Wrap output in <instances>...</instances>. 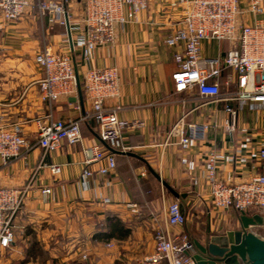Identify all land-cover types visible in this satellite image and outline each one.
<instances>
[{
    "label": "crops",
    "instance_id": "crops-1",
    "mask_svg": "<svg viewBox=\"0 0 264 264\" xmlns=\"http://www.w3.org/2000/svg\"><path fill=\"white\" fill-rule=\"evenodd\" d=\"M28 1L17 20L9 21L0 12L2 122L26 121L23 135L34 140L38 120L46 115L82 119L84 140L74 145L65 140L49 154L41 147L23 150L8 163L0 157V183L24 189V202L14 218L15 241L0 248V264H127L153 252L158 227L172 235L183 232L196 238L192 235L198 233L206 239L209 230L222 234L235 229L236 210L212 205L207 156L216 152L217 178L226 183L264 174V160L257 157L264 147V102L227 100L235 95L237 73L223 63L219 99L203 97L196 90H175L173 54L183 45L169 47L165 39L182 17L181 6L172 5L175 0H148L147 9L135 20L116 26L113 45L85 52L86 0H43L66 4V12L59 16L64 23L50 22L47 14L42 15L41 0ZM128 10L124 6V15ZM259 17L264 18V13ZM241 21L252 23L254 17L246 14ZM233 45L230 40H206L203 54L222 60ZM45 49L72 58L83 103L79 93L52 103L41 99L43 72L35 58ZM109 66L118 69L119 89L107 105L117 107L121 119L141 125L126 128L119 140L106 144L99 137L97 122L89 118L92 105L84 83L88 69ZM227 106L237 111L233 131L227 123ZM181 118L184 125H207L204 136L187 149L179 145L178 135L168 140ZM99 143L112 152L117 167L105 176H86L83 147ZM49 163L60 164V174L53 175ZM152 170L180 196L170 192ZM46 188L51 192L43 193ZM173 202L186 208V222L179 227L167 222ZM131 203L139 206L138 213ZM255 212L264 215V210L255 208L248 213ZM117 224L126 233L113 228Z\"/></svg>",
    "mask_w": 264,
    "mask_h": 264
},
{
    "label": "built area",
    "instance_id": "built-area-1",
    "mask_svg": "<svg viewBox=\"0 0 264 264\" xmlns=\"http://www.w3.org/2000/svg\"><path fill=\"white\" fill-rule=\"evenodd\" d=\"M28 5V0H0V12L5 19L13 21L24 14ZM172 5L182 8L180 21L165 39L169 47L183 45L182 50L173 54L177 64L172 74L175 90H196L203 97L219 99V77L223 63L237 73L235 95L227 100L264 102V18L259 17L264 13V0H175ZM124 6L129 7L126 15ZM147 7L148 0H86L85 52L113 45L116 26L135 20ZM39 9L42 15H48L50 22L64 23L59 17L66 12L64 2L41 0ZM246 14L254 17L252 23L240 22ZM206 40H230L234 45L220 60L218 57L204 56L203 42ZM35 60L43 72L39 90L44 102L52 103L60 97L77 95V76L70 56L45 49L36 55ZM118 79V69L114 66L90 68L85 77L84 89L92 105L89 118L97 122L99 137L106 144L119 140L126 128L141 125L138 121L121 119L117 107L107 105V100L118 94ZM227 111V123L233 131V119L237 111L231 106H227ZM2 116L0 111V157L4 163L20 156L23 150L27 152L41 147L49 154L58 150L65 140L73 145L83 144L82 119H54L52 114L46 115L38 120L36 137L30 140L23 135V124L26 121L5 125ZM206 130V124L184 125L181 118L171 128L168 140L178 135L179 145L187 149L194 139L203 137ZM83 152L86 176L94 173L105 176L117 167L114 155L104 149L101 143L84 146ZM257 157L264 160V147L259 150ZM94 164L97 165L95 170L91 168ZM217 166V154L211 151L207 156V171L214 208L241 212L250 208L264 210V174H255L238 183H226L217 178ZM48 167L53 175L60 174L62 170V166L57 163H49ZM50 192V188L43 190V193ZM23 202L24 189L0 183V248L14 243V218ZM130 206L134 213L139 212L136 203ZM186 219L178 202L169 205L167 222L171 226H182ZM153 238V252L127 264H196L192 257L194 244L187 233L172 235L169 230L158 227Z\"/></svg>",
    "mask_w": 264,
    "mask_h": 264
},
{
    "label": "water",
    "instance_id": "water-1",
    "mask_svg": "<svg viewBox=\"0 0 264 264\" xmlns=\"http://www.w3.org/2000/svg\"><path fill=\"white\" fill-rule=\"evenodd\" d=\"M79 100L83 103V93L78 70L75 68ZM76 100V97H75ZM119 152V151H116ZM128 154H132L128 152ZM163 185L176 197L180 195L161 176L152 170ZM185 197V195H182ZM180 210L186 215V208L180 203ZM239 228L232 229L222 234H211L202 242L192 238L194 252L192 254L196 264H264V238L254 231L252 226L264 225V217L258 213L248 216L245 212L238 219Z\"/></svg>",
    "mask_w": 264,
    "mask_h": 264
},
{
    "label": "rangeland",
    "instance_id": "rangeland-1",
    "mask_svg": "<svg viewBox=\"0 0 264 264\" xmlns=\"http://www.w3.org/2000/svg\"><path fill=\"white\" fill-rule=\"evenodd\" d=\"M252 209H254V208H252ZM251 208L250 209H247L246 211H244L245 212V214H247L248 216H252V215H249V211L250 210H252ZM255 209H258V208H255ZM256 213H258V214H260V215H262L261 214V212H255L254 214H256ZM253 214V215H254ZM242 215V212L241 211H236V227H235V229H237V228H239V221H238V219H239V217ZM264 216V215H263ZM252 231H254L256 234H258L260 237H262V238H264V225H255V226H252ZM189 235V234H188ZM193 237H196V238H198V239H200L202 242H204L205 240H206V238H205V236L204 235H200V234H198V233H194L193 235H192ZM189 237L192 239V237L189 235Z\"/></svg>",
    "mask_w": 264,
    "mask_h": 264
},
{
    "label": "trees",
    "instance_id": "trees-1",
    "mask_svg": "<svg viewBox=\"0 0 264 264\" xmlns=\"http://www.w3.org/2000/svg\"><path fill=\"white\" fill-rule=\"evenodd\" d=\"M119 226V224H117V225H113V228H117V229H121L124 233H126V230H124V227H118ZM128 232V231H127Z\"/></svg>",
    "mask_w": 264,
    "mask_h": 264
}]
</instances>
